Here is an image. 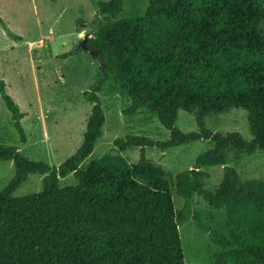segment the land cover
<instances>
[{"label":"trees","instance_id":"trees-1","mask_svg":"<svg viewBox=\"0 0 264 264\" xmlns=\"http://www.w3.org/2000/svg\"><path fill=\"white\" fill-rule=\"evenodd\" d=\"M96 6L87 46L104 58L106 73L99 68L95 82L82 92L92 107L79 147L54 166L0 145V161L14 166L13 177L0 189V264H185L179 226L189 217L224 250L214 264H264V177L243 179L227 165L231 151H264V41L257 32L264 6L254 0H148L142 15L122 19L117 14L123 0H101ZM111 79L129 101L122 112H141L143 123L156 119L169 139L116 137L118 151L139 148L136 163L105 154L83 166L102 134L99 93ZM0 94L25 142V113L2 78ZM232 108L246 112L250 140L205 127L208 115ZM180 111L194 114L197 131L179 129ZM201 139L210 140L212 148L170 180L145 156L147 147L164 150ZM214 165L223 166L221 180L206 191L204 167ZM31 173L42 176L41 189L13 195ZM69 174L76 183L61 186ZM172 191L183 200L179 209ZM195 193L211 208L225 210L228 235L203 223L192 209Z\"/></svg>","mask_w":264,"mask_h":264},{"label":"rangeland","instance_id":"rangeland-1","mask_svg":"<svg viewBox=\"0 0 264 264\" xmlns=\"http://www.w3.org/2000/svg\"><path fill=\"white\" fill-rule=\"evenodd\" d=\"M97 1L101 0H0V78L5 81L7 93L26 114L21 120L26 141L21 142L0 94V145L15 146L27 158L54 166L66 160L79 147L92 107L82 92L98 77L99 62L83 49L65 59H58L57 55L78 48L84 34L92 32L90 22L95 15ZM254 1L264 6V0ZM147 5L148 0H123L117 19L142 15ZM4 27L21 36V40L11 38ZM257 32L260 40L264 41V15ZM99 96L105 122L102 134L92 153L83 161V166L105 154H119L130 163H136L139 148L118 151L113 146L116 137L143 135L153 140L169 139V131L156 119L143 123L141 112L133 116L122 112L129 101L117 89L113 79L105 84ZM176 125L184 133L198 130L194 114L184 111L179 112ZM205 127L223 134L239 132L245 139H251L243 109L232 108L225 113L210 114L205 118ZM211 148L210 140L201 139L164 150L147 147L145 156L160 165L170 180L176 173L193 168L196 157ZM227 165L243 179L264 177V151L252 154L231 151L227 156ZM222 167H204L209 174L204 179L206 191L217 187ZM13 174V162L0 161V189ZM59 183L68 186L76 181L69 174ZM41 186L42 176L31 173L13 195L35 193ZM172 197L175 207L181 208L182 198L174 191ZM192 209L199 213L208 228L228 235L224 209L211 208L196 193L192 197ZM179 234L185 264H214L217 255L224 251L211 242L208 234L201 231L191 217L179 226Z\"/></svg>","mask_w":264,"mask_h":264},{"label":"water","instance_id":"water-1","mask_svg":"<svg viewBox=\"0 0 264 264\" xmlns=\"http://www.w3.org/2000/svg\"><path fill=\"white\" fill-rule=\"evenodd\" d=\"M91 37V34L88 32L86 34H84L82 40L80 41L79 43V47L83 50H86L89 52V54L91 56L93 55H98V62H99V67H100V72H101V75L104 76L105 73H106V63H105V60L104 58H102L100 55H99V51H95V50H90L88 49V46H87V41H88V38Z\"/></svg>","mask_w":264,"mask_h":264},{"label":"crops","instance_id":"crops-1","mask_svg":"<svg viewBox=\"0 0 264 264\" xmlns=\"http://www.w3.org/2000/svg\"><path fill=\"white\" fill-rule=\"evenodd\" d=\"M104 1H106V0H104ZM15 35H17V34H15ZM17 36H19V35H17ZM20 38H21V36H19ZM14 40H21V39H14ZM25 113V112H24ZM26 115V114H25ZM82 141V140H81Z\"/></svg>","mask_w":264,"mask_h":264}]
</instances>
